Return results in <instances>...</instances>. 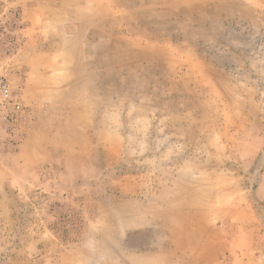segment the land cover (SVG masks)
<instances>
[{
    "label": "rangeland",
    "instance_id": "374dc122",
    "mask_svg": "<svg viewBox=\"0 0 264 264\" xmlns=\"http://www.w3.org/2000/svg\"><path fill=\"white\" fill-rule=\"evenodd\" d=\"M60 24L16 146L0 119V264H264V0H79Z\"/></svg>",
    "mask_w": 264,
    "mask_h": 264
},
{
    "label": "crops",
    "instance_id": "0c3cea01",
    "mask_svg": "<svg viewBox=\"0 0 264 264\" xmlns=\"http://www.w3.org/2000/svg\"><path fill=\"white\" fill-rule=\"evenodd\" d=\"M78 2L79 0H14L9 3L20 6L24 16V27L21 30L23 43L15 50H5L7 55L4 60L8 62V65L4 70L0 68V72L9 81L11 89L19 88L21 92L25 83V96L28 102L32 100L27 96L29 90L46 85L45 80L50 73L47 70L46 61L52 57L53 51L45 44L46 39L52 40L54 36L51 34L46 37L42 32L43 21L48 19L51 23L57 22L61 31V20L65 16H70ZM12 79L17 81L16 84ZM20 154L17 156L20 157Z\"/></svg>",
    "mask_w": 264,
    "mask_h": 264
},
{
    "label": "built area",
    "instance_id": "2783aa9c",
    "mask_svg": "<svg viewBox=\"0 0 264 264\" xmlns=\"http://www.w3.org/2000/svg\"><path fill=\"white\" fill-rule=\"evenodd\" d=\"M13 20L8 28L9 36L6 37L5 45L9 50L18 47L19 40L16 32L20 30L17 13H11ZM29 115V109L21 102L19 88H10L9 81L0 72V119L5 126L6 137L12 145H17L23 138L26 130L23 120Z\"/></svg>",
    "mask_w": 264,
    "mask_h": 264
}]
</instances>
